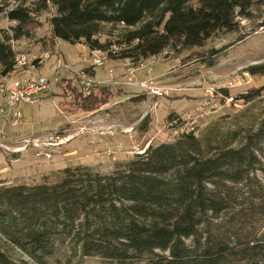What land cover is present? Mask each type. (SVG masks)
I'll use <instances>...</instances> for the list:
<instances>
[{
  "label": "trees",
  "instance_id": "16d2710c",
  "mask_svg": "<svg viewBox=\"0 0 264 264\" xmlns=\"http://www.w3.org/2000/svg\"><path fill=\"white\" fill-rule=\"evenodd\" d=\"M261 8L264 0H0V15L15 22L0 28V75L15 71V43L39 40L34 27L44 13V41L53 47L80 43L109 59L143 63L177 46L204 47ZM105 24H122L120 39H101ZM55 85L61 96L74 95L61 101L72 112L122 95L114 91L119 85L84 89L74 77ZM65 241L70 254L57 264H264V117L256 129L216 139L185 131L110 173L68 166L39 184L0 186V264H17L10 244L48 264Z\"/></svg>",
  "mask_w": 264,
  "mask_h": 264
},
{
  "label": "rangeland",
  "instance_id": "374dc122",
  "mask_svg": "<svg viewBox=\"0 0 264 264\" xmlns=\"http://www.w3.org/2000/svg\"><path fill=\"white\" fill-rule=\"evenodd\" d=\"M255 15L257 17L253 19L239 17L238 31L218 34L204 47L183 49L177 46L146 59L143 64H135L136 76L132 81L144 79L152 81L157 87L174 88L168 94L154 97L136 83L131 84L123 62L132 59L125 58L122 63L117 61L114 63L117 65H109L118 76L114 78L113 84L117 80L115 85L121 87L114 91L122 94L112 103L121 100V104L101 112L106 106L91 112H72L68 104L61 106V101H68L74 95L64 93L66 97L61 96L63 92L55 85V79L61 80L65 74L77 77L82 70L102 84L94 75L95 69L101 67L93 65L89 51L81 55L75 48L72 53L74 57L85 59L80 66L67 59L59 47L55 48L50 41H44L49 40L50 31L47 14L44 13L34 27L35 37L39 40L21 39L14 47L18 52L36 56L51 52V49L54 52H51V56H44L40 64L33 62L15 69L11 75H1V80H9V84H12L16 80L41 73L51 78L52 88L41 96L35 106L21 104L23 110L28 109L30 112L29 123L25 120L24 124L13 127L0 120V142L13 147L7 143H14V138H22L34 132L64 129L66 133H76L79 127H86V123L99 126L91 127L88 134L79 135L52 152L51 158L36 156L34 150L29 149L10 154L0 149V186L39 184L46 177L54 178L68 166L88 165L102 173H110L117 166L130 161L137 153L144 152L150 144L174 142L185 131H191L198 137L208 132L216 139L226 133L242 134L250 128L256 129L264 117V90L249 99L241 97L242 94L264 86V8L257 10ZM12 25L15 22L9 21L4 14L0 15V28L9 30ZM103 31L101 39L117 41L124 26L105 24ZM212 48L220 52L212 59L207 58L206 54ZM114 49L119 47L116 45ZM58 59H61L62 67L53 73ZM63 63L71 68H65ZM83 66H88L89 70L82 69ZM112 69H109L110 73ZM97 111L100 114L98 119L82 117L74 121L75 117H72ZM102 114H105L104 117L113 114L117 116L112 117L114 121L110 123L111 126H107L108 122L103 121ZM118 116L126 117L118 121ZM90 118V122H86ZM10 245L5 248L17 264H35L20 248ZM57 248L54 258L49 259L48 264H57L55 261L65 259L70 254L69 241L59 242ZM86 264H100V259L88 258Z\"/></svg>",
  "mask_w": 264,
  "mask_h": 264
},
{
  "label": "built area",
  "instance_id": "2783aa9c",
  "mask_svg": "<svg viewBox=\"0 0 264 264\" xmlns=\"http://www.w3.org/2000/svg\"><path fill=\"white\" fill-rule=\"evenodd\" d=\"M51 52L36 56L28 53L17 52L15 56V69H19L33 62L40 64V60L44 56H51ZM90 56L92 58V63L97 67H105L108 61V56L106 52L100 50H90ZM64 67L70 69L71 67L63 63ZM133 60L129 62H124L126 67V72L129 75L130 83H136L141 88L147 90L149 94L154 97L163 96L168 94L169 91L174 90V88L169 87H157L152 83V81L142 80L138 82L132 81L136 76V66ZM143 64V63H142ZM141 64V65H142ZM62 67L61 59H58L56 65V70ZM79 79V85L84 89H88L95 85H100L101 82L95 81L93 77L88 75L85 71L78 73L76 77ZM9 80H1L0 75V120L5 123V125L10 126H20L25 123L26 117L23 109L20 107L21 104H29L35 106L39 101L41 96L46 94L52 88V81L48 75L43 74H32L24 80H16L12 84H9ZM58 81L55 80V82ZM91 127L86 124V127H79L76 133H66L64 129H58L57 139H50V131L43 133H31L18 138H14V143H7L9 145H14L10 147L4 142H0V149L6 150L7 153H22L24 151L34 150L36 156H44L47 158L52 157V152L60 149L65 144L69 143L75 137L79 135L88 134ZM4 134V132H2ZM5 151V152H6ZM10 154V153H9Z\"/></svg>",
  "mask_w": 264,
  "mask_h": 264
},
{
  "label": "crops",
  "instance_id": "0c3cea01",
  "mask_svg": "<svg viewBox=\"0 0 264 264\" xmlns=\"http://www.w3.org/2000/svg\"><path fill=\"white\" fill-rule=\"evenodd\" d=\"M55 48H60V50L65 54V56H66V58L67 59H69V60H72V62H74L75 64H80V66H81V62H83L85 59L84 58H82V60H80V59H78V58H75L74 57V55L72 54L74 51H75V48L77 49V52L79 53V54H81V55H84V52H86V51H89V54H90V50L87 48V46H85L84 44H76V45H70V44H67L65 41H57L56 43H55V46H54ZM117 61H120L121 63L123 62V60H117V59H108V61H107V64H106V66L105 67H102L101 66V68H106V70L104 71V70H102L101 68H97V69H95V73H94V75H95V77L96 78H98V79H100L103 83L102 84H100V85H112V86H115V84L118 82L117 80H115V84H113V80H114V78H116V77H118L117 76V73H116V75H115V73H114V69H112V67H110L109 65H112V66H115V65H117V64H114L115 62H117ZM56 64V63H55ZM78 64V65H79ZM123 65H124V62H123ZM82 69H88V66L86 67V66H83V67H81ZM112 69V73H110L109 72V69ZM42 69V68H41ZM108 69V70H107ZM89 70V69H88ZM82 71V70H81ZM81 71H79V72H81ZM57 71H56V66L54 67V69H53V73H56ZM78 72V73H79ZM39 74H41V73H39ZM11 75V74H10ZM43 75H46V74H43ZM64 77H67V78H72V77H74V76H71V75H67V74H65V76ZM74 78H76V77H74ZM118 79V78H117ZM55 80H57V78L55 79ZM122 82V81H121ZM115 102V103H114ZM113 103L111 102L109 105H107L106 107H104L103 109H101L100 110V112L101 111H106V110H108L110 107H112V106H116V105H118V104H121V100L120 101H114ZM117 110L119 111V108H117ZM24 111V113H25V117H26V120H27V123H29L28 122V120H30V112H29V110L28 109H25V110H23ZM114 111V109L112 110V112ZM99 113V111H97V112H94V113H88V114H86V115H75V116H73L72 115V117H75V120L74 121H78V119L79 118H82V117H92L93 119H98V115L100 116V114H98ZM104 115L105 114H102L101 115V117H102V119H103V121L104 120H106L105 122H108V125L107 126H111V124L110 123H112L113 121H114V119L112 120V117H116L117 115L116 114H113V115H110L109 117H104ZM119 117V116H118ZM124 117H126V116H123V118H121V117H119V120L118 121H122L123 119H124ZM93 119H92V121L91 122H93ZM87 121L86 122H90V120H91V118L90 119H86ZM96 120H94V122H95ZM126 121V120H125ZM97 122V121H96ZM87 124V123H86ZM95 124V123H94ZM88 125V124H87ZM88 126H90V127H97V126H99V125H93L92 126V124L90 123ZM103 126H106V125H103ZM115 128V127H114ZM130 128H132V127H129V129ZM116 129V128H115ZM114 129V130H115Z\"/></svg>",
  "mask_w": 264,
  "mask_h": 264
},
{
  "label": "bare ground",
  "instance_id": "6f19581e",
  "mask_svg": "<svg viewBox=\"0 0 264 264\" xmlns=\"http://www.w3.org/2000/svg\"><path fill=\"white\" fill-rule=\"evenodd\" d=\"M58 137V130H54L52 132H50V139H57Z\"/></svg>",
  "mask_w": 264,
  "mask_h": 264
}]
</instances>
